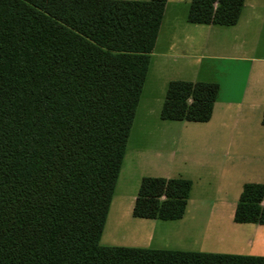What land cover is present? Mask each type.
<instances>
[{"label":"trees","instance_id":"trees-1","mask_svg":"<svg viewBox=\"0 0 264 264\" xmlns=\"http://www.w3.org/2000/svg\"><path fill=\"white\" fill-rule=\"evenodd\" d=\"M244 1L191 0L187 21L235 25ZM165 3L0 0V264H264L100 243ZM217 94L171 80L160 118L206 122ZM191 186L145 176L132 215L180 219ZM233 221L264 225V183L243 185Z\"/></svg>","mask_w":264,"mask_h":264},{"label":"crops","instance_id":"crops-1","mask_svg":"<svg viewBox=\"0 0 264 264\" xmlns=\"http://www.w3.org/2000/svg\"><path fill=\"white\" fill-rule=\"evenodd\" d=\"M190 3L191 0H166L162 21L150 54V65L143 89L151 77L154 86L160 88L161 106L167 84L171 80L215 82L218 84V94L208 121L193 123L174 121L171 122L173 124H168L180 134V137H186V156H180V166L175 175L164 173L163 169L170 167L165 164V168L156 169L157 172L161 173L151 176L181 177L192 181L183 217L170 221L177 223L186 219L191 227L197 224V218L204 209L207 217L215 218L217 215L221 217L227 213L228 221L235 223L233 215L239 199L237 196V199H234V196L229 201L225 195L219 198H211L206 192H201L202 195L211 198L209 201L211 204L202 206L200 203L198 204L199 200L196 201L193 198V190L198 184L207 185L208 189L231 184L235 186V190L238 192L239 188L242 190L245 183H264V125L262 124L264 64H260L261 61L259 60L264 58L258 57L254 52L243 53L239 56L233 55L237 54L238 51H232L239 48V38H250L251 40L264 38V0H245L239 19L232 26L188 22L187 14ZM181 6V13L177 16L176 9ZM175 21L180 24L181 29L172 27ZM160 33H163V38H160ZM228 33L234 39L231 38L230 43H224L223 39ZM164 44L168 45L167 49L161 48ZM224 45H227V51H225L227 55H221L224 54L222 50ZM229 49L231 50L229 51ZM216 58L229 59L235 62L234 64L227 63V65L218 64L214 61ZM205 59H212V61ZM239 60L243 61L244 64H238L236 61ZM242 146L245 148H241ZM242 149L246 151L245 160H240V150ZM194 150H210L209 152L216 153V156L207 161L205 157L187 154ZM196 151L194 152L196 153ZM172 155L175 156L173 152ZM155 163L160 165L159 161ZM207 164L209 171L204 172ZM215 223L222 224L221 220L216 218ZM237 225L243 227L242 231H247L245 234L247 236L244 239L235 233L237 243L244 242L251 251L256 236H259L257 241H262L264 225L251 223ZM151 226H146L150 232L147 231L144 234L145 239H136L132 241V244L126 246L161 249L179 248L176 243L170 246L159 240L153 244ZM144 232L146 231L142 230V233ZM162 237L164 239L165 235L163 234ZM177 243L180 244L179 241ZM259 243H256L255 248H258ZM261 243L263 244V242ZM210 251L208 250V252Z\"/></svg>","mask_w":264,"mask_h":264},{"label":"rangeland","instance_id":"rangeland-1","mask_svg":"<svg viewBox=\"0 0 264 264\" xmlns=\"http://www.w3.org/2000/svg\"><path fill=\"white\" fill-rule=\"evenodd\" d=\"M181 4L183 5L184 3L182 2ZM181 10L182 6L176 9L177 16L181 13ZM173 26H175L176 29H181L180 24L176 21L172 24V27ZM159 36L163 38L164 35L160 33ZM231 38L232 40L234 39L230 36V33L226 34L223 39L224 43H230ZM238 42L240 45L239 48L237 50H232L238 51V53L233 55L241 56L243 53L254 52L258 57L264 58V38L261 40L239 38ZM163 47L167 49L168 45L164 44L161 48ZM222 50L224 54L221 55H227L225 54L227 45H224ZM230 50L231 49H229V51ZM205 60L212 61V59ZM259 60L261 61L260 64H264V59ZM214 61L223 65H227V63L234 64L235 62L229 59L221 60L217 58L214 59ZM236 62L240 65L244 64L241 60ZM159 92L160 88L154 86L151 77H149L145 88L142 89V94L136 108L122 166L108 209L100 243L102 245H130L133 243L132 241L136 239H145L144 234H146L147 231L150 232L146 226L152 225V228H150L153 234L151 238L153 244L155 241L159 240L170 246L176 243L177 247H179L177 249L179 250L205 252L211 250L210 252L218 251L219 253L264 256V236L262 237V241H257L259 236H256L251 251L244 242L237 243L235 241V233L244 239L247 236L245 235L247 231H242L243 227L237 225L240 223L235 224L232 221H228L226 216L227 213H224L222 215L223 217L221 215V217H219V215L215 216L216 219L221 220L222 224H220L215 223L214 217H207L206 210L203 209L200 216L197 218V224L191 227L188 225V221L186 222V219L183 222L179 221L175 223V221L170 220L144 219L132 215V207L141 179L145 176L161 173L157 172L156 169L165 168V164L170 167L167 168L169 170L163 169L164 173L175 175L180 166V156H186V137H180V134L175 132V130L168 125L173 124L171 123L174 122L173 120H163L160 118V106L162 102L159 97ZM161 99L163 101L162 97ZM241 148H245V146ZM194 151H190L187 154L190 156L205 157L207 161L214 159L216 156V153L209 152L210 150L196 151L197 154ZM172 152L175 154L174 157ZM240 156V160L246 159L245 149L240 150ZM158 161L160 165L155 163ZM208 164L204 172L209 171ZM232 186L233 185L228 184V186L220 188L211 187V189H208L209 187L207 185L198 184L193 190V198L196 201L199 200L198 204L200 203L202 206L211 204V202L209 203L211 198H219L224 195L227 196L229 201L232 200L234 196V199L236 196L239 198L241 188H239L237 192L235 186H233V188ZM201 192H206L211 198L202 195ZM142 230L146 232L142 233ZM163 234L165 235L164 239H162ZM177 241H179L180 244H178ZM256 241L260 242L257 246L258 248H255ZM261 242H263V244Z\"/></svg>","mask_w":264,"mask_h":264}]
</instances>
